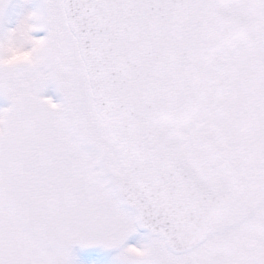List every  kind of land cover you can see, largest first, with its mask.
Masks as SVG:
<instances>
[{"label": "snow or ice", "instance_id": "1", "mask_svg": "<svg viewBox=\"0 0 264 264\" xmlns=\"http://www.w3.org/2000/svg\"><path fill=\"white\" fill-rule=\"evenodd\" d=\"M10 6L0 264H264V0Z\"/></svg>", "mask_w": 264, "mask_h": 264}, {"label": "rangeland", "instance_id": "2", "mask_svg": "<svg viewBox=\"0 0 264 264\" xmlns=\"http://www.w3.org/2000/svg\"><path fill=\"white\" fill-rule=\"evenodd\" d=\"M30 7V6H29ZM20 11V10H19ZM18 8L17 11H15V8L13 10L9 11V15L11 16L13 20V24L11 26H15V19L17 18V13H19ZM38 36L43 35V33L37 34ZM18 50V51H17ZM22 55L26 57L27 59L24 62L16 63L13 65H10L9 67L17 66V65H27L33 62L35 58V51L33 49H29L25 47L23 44H12L9 46H6L3 50H0V58L12 56L13 54ZM49 95H53L54 99H57L53 93H49ZM111 253L102 254L99 253L100 259H102L103 264H107V262L111 259ZM88 258V257H87ZM82 259L86 260V257H83ZM91 261V260H89Z\"/></svg>", "mask_w": 264, "mask_h": 264}, {"label": "flooded vegetation", "instance_id": "3", "mask_svg": "<svg viewBox=\"0 0 264 264\" xmlns=\"http://www.w3.org/2000/svg\"><path fill=\"white\" fill-rule=\"evenodd\" d=\"M19 2V0H12V5L13 6H10L9 8V11L10 10H13L15 8V11H17V7H15L14 5H16L17 3ZM30 7H34V4L33 5H29ZM20 9L18 8V11ZM37 35V34H36ZM74 253L78 256H80L81 258L83 257H86L87 261L89 260H99V261H103L102 259H100L99 257V253H102V254H107L105 252H100L98 250H90V251H80L79 249H74ZM88 257V258H87Z\"/></svg>", "mask_w": 264, "mask_h": 264}, {"label": "clouds", "instance_id": "4", "mask_svg": "<svg viewBox=\"0 0 264 264\" xmlns=\"http://www.w3.org/2000/svg\"><path fill=\"white\" fill-rule=\"evenodd\" d=\"M26 59V57L14 53L12 56L0 58V63H3L5 66H10L16 63L24 62Z\"/></svg>", "mask_w": 264, "mask_h": 264}]
</instances>
